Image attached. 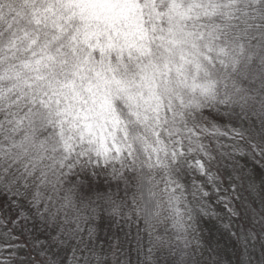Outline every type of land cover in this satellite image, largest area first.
<instances>
[{
    "label": "snow or ice",
    "instance_id": "obj_1",
    "mask_svg": "<svg viewBox=\"0 0 264 264\" xmlns=\"http://www.w3.org/2000/svg\"><path fill=\"white\" fill-rule=\"evenodd\" d=\"M0 264H264V0H0Z\"/></svg>",
    "mask_w": 264,
    "mask_h": 264
}]
</instances>
